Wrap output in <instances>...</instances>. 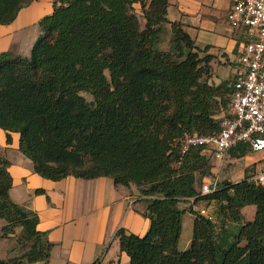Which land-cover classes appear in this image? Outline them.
I'll return each mask as SVG.
<instances>
[{"label": "trees", "instance_id": "trees-1", "mask_svg": "<svg viewBox=\"0 0 264 264\" xmlns=\"http://www.w3.org/2000/svg\"><path fill=\"white\" fill-rule=\"evenodd\" d=\"M32 1L0 0V24ZM168 5L169 0H53L52 12L39 20L30 55L0 53V128L7 142L11 132L19 133L20 152L43 178L106 176L139 187L147 197L148 230L139 236L120 227L115 233L128 264H264V185L246 175L201 194L198 177L211 176L208 155L201 147L180 153L183 133L218 131L215 117L230 103L233 82H208L213 56L200 55L181 25L167 19ZM164 24L172 33L167 50L157 46ZM250 151L243 144L228 152L242 157ZM7 165L0 158L2 236L11 238L20 227L16 242L31 245L0 264H47L52 244L37 230V214L10 198ZM187 199L214 206V213L190 209L191 240L179 249L186 209L178 203ZM247 205L255 206V214L244 221ZM228 220L238 227L228 228Z\"/></svg>", "mask_w": 264, "mask_h": 264}, {"label": "crops", "instance_id": "crops-1", "mask_svg": "<svg viewBox=\"0 0 264 264\" xmlns=\"http://www.w3.org/2000/svg\"><path fill=\"white\" fill-rule=\"evenodd\" d=\"M230 6L231 0H169L167 7V19L181 25L201 50L199 54L213 56L212 73L216 66L229 65L232 57L237 61L236 48L245 39L243 29H233L227 22ZM52 10L53 0H33L23 6L10 23L0 24V53L10 51L28 57L40 34L39 20ZM210 81H213L211 77ZM10 136L11 141L7 142L6 133L0 128V158L8 161L7 171L12 180L9 196L37 214L36 228L44 232L52 244L47 264H88L96 259L102 264H128L129 256L120 250L115 233L120 227L139 236L148 230L150 221L143 215L147 197L141 194L139 187L133 183L115 184L106 176L43 178L33 171L31 161L20 152L19 133L11 132ZM259 154L257 160L250 161L255 167H261L264 162V154ZM238 180L240 178L231 181ZM36 189L43 193H36ZM178 207L186 209L181 217V233L185 219L191 229L181 247L178 241L179 249H185L192 235L194 216L190 209L205 208L213 212L214 206L187 199L180 201ZM241 213L244 221L252 220L255 206L247 205ZM214 217L217 221L215 214ZM4 223V219H0V260L15 252L11 238L2 236ZM238 225V222L227 221L230 229Z\"/></svg>", "mask_w": 264, "mask_h": 264}, {"label": "built area", "instance_id": "built-area-1", "mask_svg": "<svg viewBox=\"0 0 264 264\" xmlns=\"http://www.w3.org/2000/svg\"><path fill=\"white\" fill-rule=\"evenodd\" d=\"M227 22L231 28L245 32V39L236 48L238 67L229 114L219 121L215 133H183L178 140L181 154L201 147L222 158L231 148L243 144H248L252 152L264 154V0H231ZM248 179L264 185V164ZM219 182L217 177H208L200 193L213 192ZM199 212L206 214L205 208Z\"/></svg>", "mask_w": 264, "mask_h": 264}, {"label": "rangeland", "instance_id": "rangeland-1", "mask_svg": "<svg viewBox=\"0 0 264 264\" xmlns=\"http://www.w3.org/2000/svg\"><path fill=\"white\" fill-rule=\"evenodd\" d=\"M134 11L139 16V21L141 26L144 24V19L141 17V9L140 4L135 3L134 4ZM161 31L159 33V42L157 46L160 49L167 50L171 49L172 47V33L169 25H162ZM237 56V54H236ZM237 61L235 57L231 58V63L226 66H216L213 69L212 75H210L211 79L215 81V83H220L222 81H228L231 85L234 78V69L237 66ZM213 81H210L211 84H215ZM82 95L88 100H92V96L89 93L83 92ZM229 107L230 103H228L225 106H222L221 111L216 115V119L219 121L222 119L223 116H226L229 113ZM208 155V162L211 167V176L217 177L219 181H222L224 179L232 180V179H238L243 178L246 175H251L261 167H255V163H251L250 161L257 160L260 156L259 153H255L250 151L247 155L242 157H232L229 152H227L222 158L220 156H217L212 151L208 150L205 152ZM263 161V160H262ZM264 164V162H263ZM209 175L204 176L202 178L198 177L197 182V189L200 188L201 184L204 180H206L208 177H211ZM185 219V218H184ZM191 229L189 226H186V219L184 220V228L182 230V233L180 235L179 239V245L180 247L185 241V238L189 236ZM21 234V228L16 227L13 230V235L11 236V242L12 246H14V254H23L26 252L30 245V241H19L16 238H18Z\"/></svg>", "mask_w": 264, "mask_h": 264}]
</instances>
